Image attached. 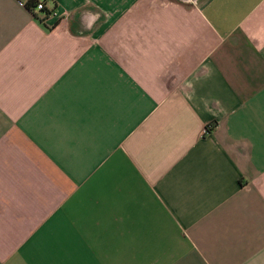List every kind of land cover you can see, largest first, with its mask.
Masks as SVG:
<instances>
[{
    "label": "crops",
    "instance_id": "crops-1",
    "mask_svg": "<svg viewBox=\"0 0 264 264\" xmlns=\"http://www.w3.org/2000/svg\"><path fill=\"white\" fill-rule=\"evenodd\" d=\"M37 1L0 0V264H264V0Z\"/></svg>",
    "mask_w": 264,
    "mask_h": 264
},
{
    "label": "built area",
    "instance_id": "built-area-1",
    "mask_svg": "<svg viewBox=\"0 0 264 264\" xmlns=\"http://www.w3.org/2000/svg\"><path fill=\"white\" fill-rule=\"evenodd\" d=\"M35 9L37 10V13H40L38 21L42 24L47 23L48 19L59 17L58 10L48 8L44 2L37 3Z\"/></svg>",
    "mask_w": 264,
    "mask_h": 264
},
{
    "label": "trees",
    "instance_id": "trees-1",
    "mask_svg": "<svg viewBox=\"0 0 264 264\" xmlns=\"http://www.w3.org/2000/svg\"><path fill=\"white\" fill-rule=\"evenodd\" d=\"M37 3H39L37 0H32V2L29 3V8H32V5H33V8H35ZM210 129H208V130H210Z\"/></svg>",
    "mask_w": 264,
    "mask_h": 264
}]
</instances>
